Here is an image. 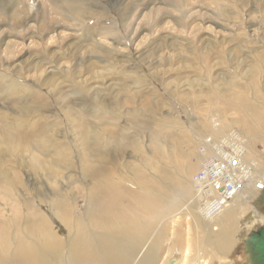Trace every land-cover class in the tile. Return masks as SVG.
Wrapping results in <instances>:
<instances>
[{"label": "rangeland", "instance_id": "obj_1", "mask_svg": "<svg viewBox=\"0 0 264 264\" xmlns=\"http://www.w3.org/2000/svg\"><path fill=\"white\" fill-rule=\"evenodd\" d=\"M230 129L264 170V0H0V225L11 245L37 239L34 212L69 238L102 173L121 193L103 225L140 221L136 235L157 236L151 264L179 253L172 242L190 229L201 264H248L240 239L264 224V188L244 190L249 201L215 224L194 195L201 137ZM227 230L233 249L218 239Z\"/></svg>", "mask_w": 264, "mask_h": 264}, {"label": "bare ground", "instance_id": "obj_2", "mask_svg": "<svg viewBox=\"0 0 264 264\" xmlns=\"http://www.w3.org/2000/svg\"><path fill=\"white\" fill-rule=\"evenodd\" d=\"M216 120L217 119H215V121ZM216 124H217L216 126L221 125L218 122H216ZM218 139L214 141L217 142ZM246 141H248L246 147L247 149L246 158L249 159L251 163H254L253 171L251 174L252 177L250 181L246 184V186L242 189V191L237 193V195L229 202V204L227 205V207H225V210L222 212V214L209 218L204 213L206 217V221H208L210 224H215L219 219L222 218L226 210L233 207V205L235 204L241 203L243 199L245 202H248L250 193L244 192V190L251 189L253 187L258 190L264 188V170L262 169V165L260 164L261 159L256 158L254 155L248 156L249 147L251 146V141L249 140L248 136L246 137ZM94 172H91V174ZM99 174H97L96 177L100 176L102 178L99 180L97 184L96 187L97 190L96 191L94 190L93 191L94 194L91 195L93 208L91 211L89 210L90 211L89 216H90V222L94 221L98 227L100 228L105 227V228H102L101 231L97 229H95V231L88 229L87 221L89 220V216L86 215V217H84L83 219L81 218L79 220L77 219L78 220L76 225L77 230L75 229L73 232H71L70 237L67 235V237L69 238L64 239L65 240L64 241L62 240V238L59 237V235L53 232L52 228L49 225L48 219H46V217H43L44 215H42L41 213L35 214L34 212L29 218L30 221L28 219L29 222L27 224L32 225L33 230L32 231L30 229L29 230L31 231V235H33V237H37V239L29 240L27 238H20L17 240L15 246H13L14 245L13 237H12V245H11V241H10L11 235L10 232L8 231V227L6 226L5 223L0 225V242H2V244H0V264H151L150 260L154 259L155 257V250H154L155 238L157 236L140 237V235H136L137 231L140 230L141 226H140V221L136 222V220H134L136 218H134L135 216L133 212L135 210H133V207L131 208L130 206L129 208L133 210L130 211L132 212L134 217L130 218L131 214L129 213L128 214H129V218L130 219L133 218L132 220H134V222L137 223L136 226L132 227L131 226L133 223L132 222L131 225L125 224L127 226L117 228L118 225L115 222V224L114 223L112 224H114V226L116 225L115 226L116 229L114 228V226L112 229L110 223L113 219L116 218L112 215L108 216L109 219L108 225H106L107 222L105 226L103 225L104 217L111 210H114L113 208H115L116 201L118 200L119 198L118 196H120L121 193L114 188L113 182L112 183L109 182V184L107 183L108 185H105L106 179H103L105 175H102V173L100 175ZM109 174H107L108 179L111 178V174L110 175ZM122 196L121 198L123 199ZM131 203H134V201H132ZM120 210L121 209L119 208V211ZM111 213L113 214V212ZM120 214L122 213L120 212L119 215ZM128 214H126V212H125L126 216L123 214L126 219ZM116 215L118 218L119 215L118 214ZM231 215L232 213H228L226 217V222H230V224L232 223L230 219ZM18 216L20 217V215ZM76 218L77 217H75V219ZM71 222H72L71 217H68L67 224L69 226ZM94 222L92 225H94ZM250 225L252 226V222L250 223ZM213 228L217 229L218 227L214 226ZM19 229L20 228H18V230ZM189 231L190 233L188 235L175 236L172 244L177 246V248L179 249L177 252L179 253L173 255L174 251H172L171 257L168 259V262L165 264H169L171 262H173L174 264H187L188 262H190V260H193L195 258H196L195 261L196 264H201L205 262V260L202 259L203 254L201 252H198L196 255L194 254V252L196 251L195 248L199 246V241L198 238L191 233L192 232L191 229ZM142 235H144V233ZM247 237H248V231H245L240 239L242 243L241 244L242 252L241 250L240 252H238V254L240 255L243 252L246 253L247 247H245V243H246L245 240ZM218 239L222 243V246L224 248H228V249L232 248L230 246L232 244V232H230V230L225 231V233L220 235ZM212 242H214V239L212 238L208 239L207 241L208 244ZM246 255H247L246 259L248 260L247 263L250 264V260L248 256L249 254L246 253Z\"/></svg>", "mask_w": 264, "mask_h": 264}, {"label": "built area", "instance_id": "obj_3", "mask_svg": "<svg viewBox=\"0 0 264 264\" xmlns=\"http://www.w3.org/2000/svg\"><path fill=\"white\" fill-rule=\"evenodd\" d=\"M213 138L201 137L199 151H208L209 155L193 175L195 199L209 218L222 214L250 181L254 167L246 158L248 141L244 134L230 129L217 142Z\"/></svg>", "mask_w": 264, "mask_h": 264}, {"label": "water", "instance_id": "obj_4", "mask_svg": "<svg viewBox=\"0 0 264 264\" xmlns=\"http://www.w3.org/2000/svg\"><path fill=\"white\" fill-rule=\"evenodd\" d=\"M245 241L250 264H264V224L254 229ZM169 264L174 263L171 262Z\"/></svg>", "mask_w": 264, "mask_h": 264}]
</instances>
